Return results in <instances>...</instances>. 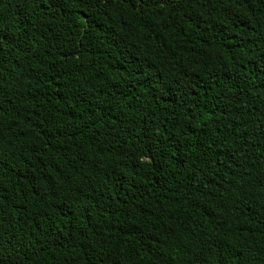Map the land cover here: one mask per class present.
Returning <instances> with one entry per match:
<instances>
[{
	"label": "trees",
	"instance_id": "1",
	"mask_svg": "<svg viewBox=\"0 0 264 264\" xmlns=\"http://www.w3.org/2000/svg\"><path fill=\"white\" fill-rule=\"evenodd\" d=\"M0 264H264V0H0Z\"/></svg>",
	"mask_w": 264,
	"mask_h": 264
}]
</instances>
